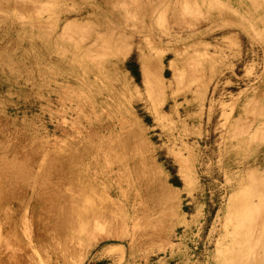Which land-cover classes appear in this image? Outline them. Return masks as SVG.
I'll use <instances>...</instances> for the list:
<instances>
[{
    "label": "rangeland",
    "instance_id": "obj_1",
    "mask_svg": "<svg viewBox=\"0 0 264 264\" xmlns=\"http://www.w3.org/2000/svg\"><path fill=\"white\" fill-rule=\"evenodd\" d=\"M0 264H264V0H0Z\"/></svg>",
    "mask_w": 264,
    "mask_h": 264
},
{
    "label": "trees",
    "instance_id": "obj_2",
    "mask_svg": "<svg viewBox=\"0 0 264 264\" xmlns=\"http://www.w3.org/2000/svg\"><path fill=\"white\" fill-rule=\"evenodd\" d=\"M136 66V65H135ZM137 67V66H136ZM135 74H137V72L135 73Z\"/></svg>",
    "mask_w": 264,
    "mask_h": 264
}]
</instances>
